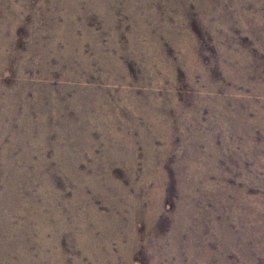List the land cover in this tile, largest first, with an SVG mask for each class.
I'll list each match as a JSON object with an SVG mask.
<instances>
[{
	"label": "rangeland",
	"instance_id": "rangeland-1",
	"mask_svg": "<svg viewBox=\"0 0 264 264\" xmlns=\"http://www.w3.org/2000/svg\"><path fill=\"white\" fill-rule=\"evenodd\" d=\"M0 264H264V0H0Z\"/></svg>",
	"mask_w": 264,
	"mask_h": 264
}]
</instances>
